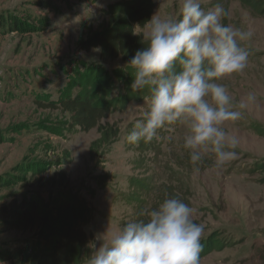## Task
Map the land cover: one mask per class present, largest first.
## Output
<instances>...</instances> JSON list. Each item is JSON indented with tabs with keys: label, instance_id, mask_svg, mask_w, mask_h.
Listing matches in <instances>:
<instances>
[{
	"label": "rangeland",
	"instance_id": "obj_1",
	"mask_svg": "<svg viewBox=\"0 0 264 264\" xmlns=\"http://www.w3.org/2000/svg\"><path fill=\"white\" fill-rule=\"evenodd\" d=\"M112 1L0 0V206L30 195L46 197L52 190L46 180L54 174L65 176L67 191L89 210L91 220L84 231L92 254L96 237L103 243L105 233L118 231L122 222L134 218L139 203L132 199L134 185L151 178L153 189L143 198L146 210L166 197L181 198L193 208L194 221L204 225L201 243L219 238L220 248L203 251L200 264H264V18L249 13L240 0H201L205 9L220 3L230 12L224 24L252 32L242 45L249 52L247 68L220 83L234 103L252 91L257 103L226 125L239 140L237 158L222 169L206 159L196 173L181 148L184 129L179 124L159 130L151 142H126L141 118L148 91L116 107L101 122L119 130L102 149H92L99 138L96 130L71 128L67 114L44 107L57 100L85 66H99L109 74L121 68L120 60L78 47L102 28L103 11ZM154 2L152 16H179L182 0ZM78 90L75 86L71 93ZM123 91L115 81L111 95ZM32 234L0 235V256L13 244L31 241Z\"/></svg>",
	"mask_w": 264,
	"mask_h": 264
},
{
	"label": "clouds",
	"instance_id": "obj_2",
	"mask_svg": "<svg viewBox=\"0 0 264 264\" xmlns=\"http://www.w3.org/2000/svg\"><path fill=\"white\" fill-rule=\"evenodd\" d=\"M230 15L220 3L202 7L201 0H182L179 16L153 15L143 25V48L128 62L132 69V93L147 89L142 110L126 142H151L166 126L183 127L181 148L193 171L211 159L222 169L235 160L239 140L226 125L257 103L255 91L238 104L220 83L248 66V50L242 46L252 32L224 24ZM99 51V49H96ZM194 210L171 196L140 213L118 231L105 233L87 264H200L204 225L193 219Z\"/></svg>",
	"mask_w": 264,
	"mask_h": 264
},
{
	"label": "trees",
	"instance_id": "obj_3",
	"mask_svg": "<svg viewBox=\"0 0 264 264\" xmlns=\"http://www.w3.org/2000/svg\"><path fill=\"white\" fill-rule=\"evenodd\" d=\"M249 13L264 18V1L240 0ZM155 8L154 0H113L103 11L106 22L102 28L86 39L78 47L82 51L99 49L102 58L120 60L121 68L111 74L99 66H85L75 82L70 83L60 93L57 100L48 101L44 107L58 109L69 116L67 126L81 132L96 130L99 138L92 143V149L108 147L118 136L116 125L101 123L116 107H125L133 99L147 95V89L132 93V69L127 65L137 50L144 47L142 30L145 22L151 19ZM123 85L124 91L112 96L114 82ZM78 86V92H71ZM40 106V103L37 104ZM51 193L46 197L30 195L19 201L12 200L0 206V235L6 232H32L31 241H21L12 245L1 262L11 264H85L91 255L90 240L84 231L91 220L89 210L83 202L67 189L69 180L65 176L52 175L47 179ZM153 182L145 178L136 182L132 193L133 200L139 201L133 219L146 210L147 200ZM129 221L122 222L120 228ZM200 255L220 248L218 237L201 243ZM203 251H206L204 253ZM201 257V256H200Z\"/></svg>",
	"mask_w": 264,
	"mask_h": 264
}]
</instances>
